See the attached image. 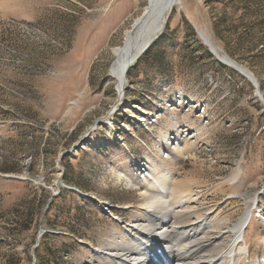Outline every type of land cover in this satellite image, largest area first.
Listing matches in <instances>:
<instances>
[{"label":"rangeland","instance_id":"374dc122","mask_svg":"<svg viewBox=\"0 0 264 264\" xmlns=\"http://www.w3.org/2000/svg\"><path fill=\"white\" fill-rule=\"evenodd\" d=\"M146 4L0 0V264H104L158 177L228 226L250 207L237 262L264 264V0H176L119 102Z\"/></svg>","mask_w":264,"mask_h":264},{"label":"bare ground","instance_id":"6f19581e","mask_svg":"<svg viewBox=\"0 0 264 264\" xmlns=\"http://www.w3.org/2000/svg\"><path fill=\"white\" fill-rule=\"evenodd\" d=\"M167 1L147 0L141 14L126 29L123 45L112 49L115 58L110 73L116 81L119 102L127 82V45L133 41L136 48L140 47L155 29L164 25L176 0L164 12ZM209 43L219 57H224L222 50ZM182 184L154 178L143 194L145 203L139 208L135 223L128 230L121 228L118 238L110 239L109 252L99 254V260L104 264H238L239 256L246 254L241 243L251 219L250 207L236 224L228 226L227 218L221 217L219 211L196 207V196L191 190L180 189Z\"/></svg>","mask_w":264,"mask_h":264},{"label":"water","instance_id":"95a60500","mask_svg":"<svg viewBox=\"0 0 264 264\" xmlns=\"http://www.w3.org/2000/svg\"><path fill=\"white\" fill-rule=\"evenodd\" d=\"M172 2H173V0H168L166 2L164 10H163L164 12L171 6ZM165 23H164V25H165ZM164 25L162 27H160V28L155 29L154 32L150 35V37L140 47L136 48L135 45L133 44V41L128 43L127 47L129 48V50L127 52L128 53V59H127V65H126L127 70L134 62H136V60L140 57V55L150 46V44L154 41V39L161 33ZM201 37H202L203 41L209 46L210 51L214 55H217L212 50V48L210 46V43L202 35H201ZM216 57L221 62H224V63L234 67L241 74H243L246 78H248L254 84L259 98L262 99V95H261V93L258 90L257 83H256L254 77L252 76V74L250 72H248L245 68H243V67L237 65L236 63H234L233 61H231L226 55H224V57L223 56L222 57L216 56Z\"/></svg>","mask_w":264,"mask_h":264}]
</instances>
